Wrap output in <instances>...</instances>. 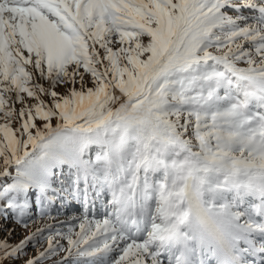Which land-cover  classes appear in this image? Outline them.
I'll use <instances>...</instances> for the list:
<instances>
[{"label": "snow or ice", "instance_id": "snow-or-ice-1", "mask_svg": "<svg viewBox=\"0 0 264 264\" xmlns=\"http://www.w3.org/2000/svg\"><path fill=\"white\" fill-rule=\"evenodd\" d=\"M257 124L264 136V0H0V214L15 225H0V264L227 260L241 213L223 204L227 230L189 226L167 247L157 214L170 162L239 148L247 163ZM69 200L83 211L57 220Z\"/></svg>", "mask_w": 264, "mask_h": 264}, {"label": "clouds", "instance_id": "clouds-1", "mask_svg": "<svg viewBox=\"0 0 264 264\" xmlns=\"http://www.w3.org/2000/svg\"><path fill=\"white\" fill-rule=\"evenodd\" d=\"M261 131L262 127L257 124L250 132L253 149L251 155L247 152L243 155L247 163L239 162V148L231 152V158L226 155L203 160L185 155L170 162L169 192L173 195L165 193L164 211L157 214L160 225L157 243L166 247L175 245L177 236L189 226L197 230L213 226L227 230L228 217L219 214L223 203L213 199L218 188H239L255 198L264 197V136ZM201 201L204 202L202 208L198 206ZM209 204L213 205L210 210Z\"/></svg>", "mask_w": 264, "mask_h": 264}, {"label": "rangeland", "instance_id": "rangeland-1", "mask_svg": "<svg viewBox=\"0 0 264 264\" xmlns=\"http://www.w3.org/2000/svg\"><path fill=\"white\" fill-rule=\"evenodd\" d=\"M62 131H67V130H62ZM56 134L57 132L54 129L52 135H56ZM104 134L111 135V133H104ZM127 143L129 145H133L135 143V141L131 138V133L128 134ZM39 151L40 149L38 147L37 149L34 150L33 155H38ZM157 175H159V173H157ZM261 198H255L254 196L251 197L248 193L246 194V192H242V190L239 188H230V187L218 188L213 193V199L215 202H221L225 205H228L231 211L241 213L238 224L244 227H246L248 221L252 222L253 218H256L254 215L252 216L250 211L256 205V203H258L257 200ZM109 199H110V195L107 192H104L101 197L93 199L92 205L90 207V215H93L96 218H102L106 211V209L104 208V204H106ZM82 211L83 209L80 206V204L74 200L67 201V207H60L59 205L53 207V214L56 215V219L60 221H66L73 214L78 215ZM11 215H12L11 210H6L4 213L0 214V225H3L5 229L12 228L15 226L14 222L11 219ZM29 223H30V227L28 231L34 230L36 227L41 225L40 221H35V222L30 221ZM28 231H25L23 228L17 227L16 232L18 234L13 235L9 242L13 244L17 243L20 239H22L24 236L28 234ZM3 236L4 233L0 232V238H2ZM257 237L262 238L260 241L264 239L263 234L262 235L258 234ZM257 237L255 236L253 237L256 243L260 242L258 241L259 238L256 239ZM37 246L43 247L46 246V244L45 242L42 241ZM27 251H28V255L34 254V249L31 246H29ZM261 253H262L261 264H264V248ZM60 255H63V253H61ZM26 258L27 256L25 257V259ZM248 260L249 262H251L250 259ZM252 263L255 264V262Z\"/></svg>", "mask_w": 264, "mask_h": 264}, {"label": "bare ground", "instance_id": "bare-ground-1", "mask_svg": "<svg viewBox=\"0 0 264 264\" xmlns=\"http://www.w3.org/2000/svg\"><path fill=\"white\" fill-rule=\"evenodd\" d=\"M242 192H245V191L242 190ZM249 195L253 197L251 194ZM257 201L258 203H256V205L250 211L252 216L254 215L256 217V218H253L252 222L255 224L264 225V197L261 199H258ZM258 234L259 235L263 234L264 236V230L252 231V230H249L247 227L237 224L232 230V241H231V245L229 248L227 260L222 259L223 262L228 263V264H244V262L242 263V261H240V258L242 255V250H246L248 254V256L246 257H248V259L251 258L253 261H255L256 262L255 264H260L261 259H260L259 253L258 255L253 254V251L246 249L245 244H244L246 240L254 241L253 237L254 236L257 237ZM261 239L262 238L260 237L258 241H260ZM236 244H240L243 247L234 249V246ZM263 245H264V239L260 242H257L256 247L260 249L263 247ZM215 255H217V253H215L214 251L208 248H201L198 254L192 257V261H193V264H215L212 259V257H214ZM201 258L203 259L207 258V260L201 261Z\"/></svg>", "mask_w": 264, "mask_h": 264}]
</instances>
